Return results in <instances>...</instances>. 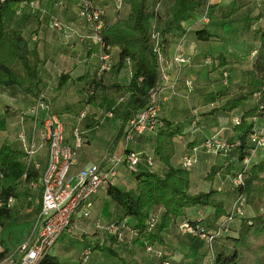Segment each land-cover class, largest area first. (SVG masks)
Returning <instances> with one entry per match:
<instances>
[{
    "label": "trees",
    "instance_id": "16d2710c",
    "mask_svg": "<svg viewBox=\"0 0 264 264\" xmlns=\"http://www.w3.org/2000/svg\"><path fill=\"white\" fill-rule=\"evenodd\" d=\"M32 1L0 0V85L18 86L24 93L37 98L42 93L40 88L43 76L42 62L39 56L30 50L22 33L12 26L13 11L11 8L16 2L29 3ZM149 1L140 0L138 5L132 3L127 16L118 17L110 22L106 21L105 27L99 32L106 52L108 53L115 47L119 48L120 63L130 60L134 67L133 75L127 85L108 86L93 79L88 86V90L92 92L89 96L92 102H95L93 100L96 90H107L119 86L129 94L126 106L117 114V117L122 119V128L112 138V143L116 142L124 132L126 138L130 119L146 107L152 92L162 85V61L169 58L174 37L186 31L184 21L191 18L193 13L198 11L207 0H175L166 17L151 6ZM241 8L242 6L238 5L235 0L228 9L217 4H210L207 7L206 16L209 18L216 13L223 17L232 16ZM253 18L261 20L263 25L257 30L259 47L254 60L243 72L245 83L237 84L238 89L232 92L233 89L230 90L229 87V72L224 70L228 72L227 83L223 81L227 88L203 95V104H211L213 107L211 112L217 110L232 112L242 107L251 97H261L264 93V0H261L258 12ZM194 33L199 40L209 41L217 37L207 27L198 28ZM208 57L212 59L210 64L216 67L236 63L228 61L222 54L216 59L212 56ZM68 77L69 75L62 73L58 88L65 84ZM262 104L263 108L260 107ZM257 106H251L241 116L235 117L240 119V123L234 124L237 140L231 138L233 142H230L221 134H212L200 145V148L206 152L233 153L236 157L227 159L225 164H213L205 177L207 181L213 182L219 173L234 175L235 195L229 210L226 209L224 201L216 200L214 195L217 189L211 187L207 191L198 192L191 190L190 167L197 161L194 154H185L195 159L190 167L183 166L185 155L182 157L180 166L172 163V157L176 151V138L183 135V129L180 123L162 117L160 108L159 117L163 125L143 133L155 132L157 134L154 156L165 166V171L159 172L154 168L155 160L151 156H144L140 152L129 149L118 153L127 154L131 151L139 153L140 162L146 163L151 170L139 171L136 167L140 162L134 167L129 166L126 161L121 164L126 165L134 175L137 180L136 189H123L116 184V180L113 184H109L105 188L107 196L121 209V215L101 222L103 224L116 223L123 233H129L131 230L134 234L132 240L134 245L145 249H152L157 243L163 244L165 240L161 232L174 224H179V228L181 223L186 221L193 225L200 224L208 234H214L212 241L198 235L187 233L185 235L201 238L206 242L207 254H209L208 264H264V146H257L251 142L250 138L252 133L261 132V129L254 128L252 118L257 116L263 118L264 100L260 101ZM198 121L199 111L195 110L192 114V124L198 126ZM214 137L233 146L220 149L219 152L209 151L205 143ZM255 153L259 154L256 160ZM26 156V151L14 149L7 144H3L0 150V170L3 173L0 178V200L3 201V205L0 206V245L2 246L0 264L7 259H14L13 264H18L21 259L18 247L31 237L34 229L31 222L19 225V209L14 207L19 200L26 203L31 200L30 194L22 189V185H40L44 164L36 158L28 160ZM149 159H152V165L149 164ZM247 159L248 163L245 161ZM37 163L41 165L39 168L36 166ZM121 165L118 166V171ZM240 173L243 175L242 182L237 184L235 178ZM10 197L16 199L12 207L8 206ZM243 204L250 208L251 215H239ZM158 207L162 209L159 221L154 213ZM196 207L212 208L214 228H212L211 221H206L204 218H188L189 209H197ZM40 209L41 201L35 203L36 215ZM128 217L132 221H129ZM104 231L115 243L125 245L129 250L133 248V244L130 245L125 241L118 242L115 235ZM88 246L91 247V252L94 249L100 250L117 256L125 264H129L118 250L109 245H85V247ZM159 257L161 264H175L168 256L161 254ZM82 263L80 260V264ZM39 264H61V261L53 255L51 250L40 260Z\"/></svg>",
    "mask_w": 264,
    "mask_h": 264
},
{
    "label": "crops",
    "instance_id": "0c3cea01",
    "mask_svg": "<svg viewBox=\"0 0 264 264\" xmlns=\"http://www.w3.org/2000/svg\"><path fill=\"white\" fill-rule=\"evenodd\" d=\"M79 1L33 0L34 5L31 2H16L11 6L13 11L12 26L22 33L28 42L30 50L41 59L43 70L42 82L40 84L41 94L45 95L50 102L51 110L57 113L64 122L69 141H73L74 139L73 129L77 123V116L82 110L88 112L86 117L79 121L84 139L83 143L78 147V159L72 171L77 173L80 169L91 163L106 164L109 154H118L129 149L140 152L144 156H151L157 165L155 169L159 172H164L165 166L154 156L157 136L155 132L137 134L131 140L125 138L124 132L116 142L112 143V138L122 128V119L118 118L117 114L126 106L129 95L126 90L120 89L119 86L108 88L107 90H96V96L93 100L95 102L87 99L89 97L87 93L88 86L93 79L101 81L103 85L108 86L114 84L127 85L133 75L134 67L130 60L120 63L119 48L115 47L108 53L106 52L103 43L92 33L86 21L78 15L77 4ZM174 1L160 0L157 4L158 7L156 6L155 8L160 13H164L165 7L168 6L166 9L169 11ZM233 1L207 0L198 11L193 13L191 18L184 21L183 25L186 31L174 37L169 51V58L162 61L161 83L164 88L160 97L162 117L171 119L175 123H181V120L177 121L176 116L174 117L172 112H176L178 108L180 109L185 104V99L189 102L187 107L188 113L185 116L189 130H185L183 135L176 138V151L172 157V163L180 166L183 155L187 153L194 154L197 161L192 169H190L191 190L198 192L193 189L195 187L199 188L200 184L199 191H207L203 190V187L209 184V189L211 187L217 189V193L215 194L217 195L216 200L224 201L225 207L228 210L235 191L233 190V185L231 192H229V189L227 190L226 186L225 189L221 185L222 183L226 185L229 179L231 183L233 174L225 175L219 173L213 182L207 181L205 177L213 164H225L227 159H235L236 157L233 153L215 154L206 152L200 148V145L205 138L212 134H221L225 138L231 137L237 140L233 120L235 117L241 116L248 108H243L242 106L232 112L223 110L211 112L213 107L211 104H203V95L227 88L222 79L224 70L229 72L230 90L233 88L230 80L234 75L238 78V85L245 83L243 72L252 64L254 55L259 47L257 30L262 27L263 23L261 20L254 19L253 17L258 12L261 0H235L242 8L235 15L231 16L233 17L232 20L245 21L252 32L253 37L242 41V44L247 42L249 45L248 57L250 64H243L244 62L240 58H229L223 53L221 54L228 61H235L236 63L221 67L207 63L206 57L211 55L202 47L203 42L206 41L197 39L194 31L201 27H207L208 29V24L211 22V17H205L208 5L217 4L224 9H228ZM94 2L99 5L102 1L94 0ZM151 2L150 0L149 4L152 6ZM111 3L113 4V2ZM127 3L128 0L125 1L126 7ZM132 3L128 4L129 10ZM110 6L108 5V7ZM113 10L115 11L112 8L107 10L106 20L113 14ZM168 11L166 16L168 15ZM54 19L62 23V29L52 26ZM216 38L222 39L218 35ZM177 54H183L187 57L188 61L186 63H178L173 59ZM106 55L108 56L107 60L110 64V69L101 71L100 67L103 63V56ZM217 57L213 58L216 59ZM206 68H208L207 76L204 75ZM62 73L69 75V77L65 84L61 88H58ZM217 84L221 86L217 87ZM119 97L124 102L119 111H117L118 113L114 115L113 111H109L107 114V111L112 108L111 106L114 104V101L119 99ZM263 97L264 93L261 95L262 99ZM34 100L35 97L24 93L18 86L0 85V150L3 144H7L14 149L25 151L26 142L21 138V134L24 133L28 139L31 136L33 120L28 110L34 103ZM195 110H200L199 112L201 113H199L198 126L192 124V114ZM25 111H27L26 114ZM261 118L260 116L252 118L255 129H264V120ZM39 150V161L45 164L47 157L46 146L39 147ZM256 155L257 153H255L254 157ZM79 156H82L84 159H80ZM140 164H142L143 168L138 169L139 171L149 170V166L146 163L140 162ZM116 184L123 189H136L137 180L126 165L119 167ZM110 201L106 190L102 189L93 198V210L95 211L93 214L96 215L98 209ZM156 211H160V214L162 213V209L159 207L156 208ZM213 212L211 207L191 208L187 215L188 218H204L206 221H211L213 225L214 217L211 214ZM92 218L91 222L94 225V220L98 217ZM127 219L132 221L130 217ZM108 220L104 219L103 221ZM178 225L174 224L162 231L164 243H157L153 248L163 247L165 250L163 255L168 256L175 264H208L207 259H209V256L205 245L206 242L201 238L185 235ZM214 227L215 225L212 226V228ZM95 231L103 232L97 228ZM103 233L107 234L105 231ZM68 235H70L69 232H65L61 237ZM185 240H188L189 244H183ZM183 245H186L187 250L183 251ZM133 248H135L134 260L139 261L136 263L161 264L159 256L162 253L160 255L158 253L153 255L148 253L150 249L148 250L138 245H134ZM1 249L2 246L0 245ZM6 261L8 259L1 264H4Z\"/></svg>",
    "mask_w": 264,
    "mask_h": 264
},
{
    "label": "built area",
    "instance_id": "2783aa9c",
    "mask_svg": "<svg viewBox=\"0 0 264 264\" xmlns=\"http://www.w3.org/2000/svg\"><path fill=\"white\" fill-rule=\"evenodd\" d=\"M112 2L117 8H121L124 0H112ZM31 4L34 5L35 3L32 1ZM77 13L93 29L96 37L101 41L99 32L106 24V8L97 5L94 0H80L77 4ZM205 17H207L206 14ZM52 26L62 29V23L57 19L52 21ZM107 57V55L103 56L101 71L110 69ZM173 59L178 63L188 61L183 54H177ZM206 62L210 64L212 59L208 57ZM227 78L228 72L224 71L225 83H227ZM163 88L164 86L160 85L153 91L146 107L139 110L130 119L126 132L127 140L132 139L135 134L155 130L158 126L163 125L159 117L160 97ZM90 93L92 94V92ZM260 107L263 108V104ZM28 113L33 118L34 125L29 139L24 133L21 134V138L26 142V157L28 160L35 159L37 148L42 146H46L47 157L40 178L41 209L35 217L31 237L18 247L21 255L18 264H39L40 260L52 250L63 233L69 232L78 220L91 217L93 198L102 189L115 182L118 166L126 161L129 166L134 167L141 161V156L134 151L127 154H111L107 157L106 164L91 163L74 173L72 169L78 159V147L84 139L79 121L86 117L87 112L82 111L77 116V123L73 129V141L68 140L64 122L57 113L51 110L50 102L44 94L35 98ZM234 121L236 124L240 123L239 118H235ZM250 138L251 142L257 146H264V132H254ZM230 145L232 144L218 137L210 138L205 143L207 149L214 152L229 148ZM245 161L248 163L249 160ZM148 162L153 164L152 159H149ZM194 162L195 159L192 156L185 155L183 158V166L185 167L192 166ZM36 166L39 168L41 165L37 163ZM2 176L3 173L0 170V178ZM242 178L243 175L238 174L235 183L240 184ZM15 201L14 197H10L8 206L12 207ZM2 205L3 201L0 200V206ZM95 224L97 228L115 235L118 242L125 241L123 230L116 223L103 224L101 221H97ZM180 229L183 233L198 235L207 238L209 241H212L214 237V234H208L200 224L193 225L186 221L181 223ZM91 250L89 246L84 248L80 258L81 262L88 261Z\"/></svg>",
    "mask_w": 264,
    "mask_h": 264
},
{
    "label": "rangeland",
    "instance_id": "374dc122",
    "mask_svg": "<svg viewBox=\"0 0 264 264\" xmlns=\"http://www.w3.org/2000/svg\"><path fill=\"white\" fill-rule=\"evenodd\" d=\"M101 1L102 2L99 5L106 8V17L105 18H107V10H109L111 8L115 9V11L113 10V14H111V16L108 18L109 21H112V19L114 20L118 17L127 16V13L130 12V10L128 8V4L131 2H133V3L135 2V5H138L140 2V0H128L127 7H126L125 6L126 0H124L122 7L117 8L114 3L113 4L111 3L112 0H101ZM151 1H152L151 2L152 6L158 7L157 4L160 0H151ZM102 3H105V4H102ZM108 5H111V6L108 7ZM166 7H168V6H166ZM166 7H165L164 13L161 12L164 17H166V13L168 11V9H166ZM232 18L233 17H231V16L223 17L217 13L213 14L211 16V22L208 24V29L213 34L222 37V39H217L215 37L214 40L203 42L202 47L204 48V50H206V52H209L208 54L211 55L212 57H217L219 54L223 53L229 58H240L244 62L243 64H247V63L250 64L249 57H248L249 56V49H248L249 45L247 42L242 44V41H246L247 38L253 37V35L251 34L252 32H251V30H249V26L246 25L245 21L232 20ZM107 20L105 19V21H107ZM91 30H92V33L95 34L93 29H91ZM255 31H256V29H255ZM207 73H208V68H206L204 75L207 76ZM230 83L233 86V88H232L233 90L238 89V87H237L238 78L235 75L231 78ZM220 86H221L220 84H217V87H220ZM210 88H212V87H210ZM213 88H216V87H213ZM87 93H88V96L91 95L89 90L87 91ZM258 98H260L261 100H258ZM87 99L89 100V97ZM263 100H264V97H263V99L261 97H251L246 103L243 104V108H249L251 106L252 107H255V106L258 107L257 105H259L260 101H263ZM123 102H124V100L121 97H119V99H116L114 101V104L111 106L112 108H110L107 111V114L109 113V111H113L114 115H116V113H118L117 111H119V109L122 107ZM188 103L189 102L185 99V104H183V106L180 109L178 108L176 110V112H172V115L174 117L176 116L175 118L177 119V121L181 120L180 125L182 126L183 132L185 130L186 131L189 130L188 123H186V121H185V116H187V113H188V111H187ZM82 111H85V110H82ZM198 111H200V110H198ZM26 113H27V111H25V114ZM87 114H88V112H87ZM261 119L263 120V118H261ZM32 120H33V118H32ZM233 123L235 124L234 120H233ZM33 125H34V123H33ZM257 130H259V129H257ZM261 131L264 132V129H261ZM31 132H32V128H31ZM185 137L187 138V136H185ZM183 139H185V138H183ZM227 139L230 142H233L231 137H227ZM259 149H257V151ZM175 150H176V147H175ZM39 151H40L39 148H37L36 159H38V160L40 157ZM109 155H111V154H109ZM109 155H108V157H109ZM79 158L84 159L82 156H79ZM258 158H259V154H257L255 156V160ZM107 160L108 159H106V162H107ZM155 166H157V165L155 164L154 168H155ZM192 167H190V169H192ZM136 168L140 169V168H143V166H142V164H139V165H137ZM149 170H151V168H149ZM233 178H234V175H232L231 183H230V179H229V182L226 183V185H224L223 183L221 185L224 188L226 186L227 190L229 189V192H231L232 185H234ZM193 186H194V184H193ZM22 189L24 191H26L27 193H29L32 198L29 197L31 200H29L28 203L24 202L23 200H19L14 205V207H17V209H19V213H20L18 223H19V225H21L22 223L31 222L32 228H33L34 227V225H33L34 220L36 217V213L34 211V208H35V203H39L41 201V196H40L41 187L39 184L31 185V186L22 185ZM199 189H200V184H199V188L195 187L193 190L199 191ZM208 189H209V184L204 185L203 190H208ZM214 196H215V198H217V195H214ZM112 203L113 202L110 201L106 204H103L100 207V209H98V213L96 215L93 214V213H95V211L92 208V213H91L90 219L78 220L77 223L74 224L73 228L69 231L70 235L65 236V237H61V239L59 238L60 240L52 248V253H53V255L57 256L60 259L61 264H80L81 254H82L86 244H90L92 246L101 245V244L109 245L113 249L118 250L120 252V254H122L123 257H125L126 261L129 264H139V263H136L138 260L137 261L134 260V254H135L134 249L135 248H133L132 250L131 249L129 250V248L128 249L126 248L127 246H125V245L123 246L120 243L119 244L115 243V241L108 238L107 234L103 233L104 232L103 229L97 228V229L103 231L102 233L100 231L99 232L95 231L96 230L95 222H94V225H93V222H91V220L93 219L92 217H95V216L98 218H96L94 221H102V222L104 219L119 217L121 209ZM243 205L244 206L242 207V211H240L239 215H249V214L251 215L252 211L250 210V208H248L245 204H243ZM154 213L157 216V220L159 221V217L161 215L160 211L155 210ZM100 218H102V219H100ZM124 236H125V243H129L130 245L131 244L134 245V243L132 242L134 234L132 233L131 230H129V233H127V232L124 233ZM97 237H99V238H97ZM188 242H189L188 240H185L183 244H187ZM214 246H215V243H214ZM182 248H184L183 251L187 250L186 245H183ZM164 251L165 250L163 247H160V248L154 247V248L150 249L148 251V253H151L153 255L155 253H158L159 255H160V253H162V256H163ZM208 256H209V254H208ZM12 260L14 261V259H8V261H6L4 264H13ZM207 261H209V259H207ZM82 264H125V263L123 262V260H121L117 256H113V255H110L108 253L101 252L100 250L94 249L89 256L88 261L83 262Z\"/></svg>",
    "mask_w": 264,
    "mask_h": 264
}]
</instances>
